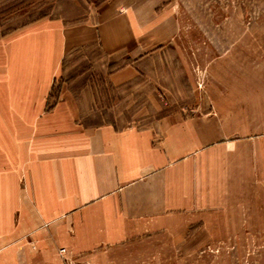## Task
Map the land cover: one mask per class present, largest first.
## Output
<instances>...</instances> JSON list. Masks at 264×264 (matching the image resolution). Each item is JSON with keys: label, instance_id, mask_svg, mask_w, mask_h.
Segmentation results:
<instances>
[{"label": "crops", "instance_id": "crops-1", "mask_svg": "<svg viewBox=\"0 0 264 264\" xmlns=\"http://www.w3.org/2000/svg\"><path fill=\"white\" fill-rule=\"evenodd\" d=\"M91 2L84 21L42 16L0 35V264H63L59 248L80 260L178 225L227 190H264V87L246 92L227 70L192 117L78 120L67 84L54 93L68 54L95 46L110 85L142 90L181 34L170 0Z\"/></svg>", "mask_w": 264, "mask_h": 264}, {"label": "rangeland", "instance_id": "rangeland-1", "mask_svg": "<svg viewBox=\"0 0 264 264\" xmlns=\"http://www.w3.org/2000/svg\"><path fill=\"white\" fill-rule=\"evenodd\" d=\"M170 1L181 28L178 44L160 54V66L145 69L142 90L110 85L95 46L68 54L54 93L67 84L82 124L147 127L162 116L192 117L208 107L207 86L220 80L221 70L241 77L246 92L263 90L264 0ZM93 14L91 0H0V35L42 16L74 24ZM252 120L245 116L242 131L251 137L259 132ZM245 188L227 190L178 225L130 234L80 260L59 248L58 258L63 264H264V190H253L252 183Z\"/></svg>", "mask_w": 264, "mask_h": 264}, {"label": "built area", "instance_id": "built-area-1", "mask_svg": "<svg viewBox=\"0 0 264 264\" xmlns=\"http://www.w3.org/2000/svg\"><path fill=\"white\" fill-rule=\"evenodd\" d=\"M60 251L62 252V251H64V249L63 248H60Z\"/></svg>", "mask_w": 264, "mask_h": 264}]
</instances>
